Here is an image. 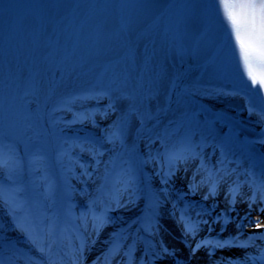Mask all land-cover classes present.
Instances as JSON below:
<instances>
[{"label": "rangeland", "instance_id": "rangeland-1", "mask_svg": "<svg viewBox=\"0 0 264 264\" xmlns=\"http://www.w3.org/2000/svg\"><path fill=\"white\" fill-rule=\"evenodd\" d=\"M225 31L218 0H0V189L22 188L25 210L68 236L106 213L83 264L114 236L136 240L133 264H228L223 251L264 243V203L249 208V184L264 181V91L244 88ZM186 139L197 159L170 168ZM7 211L0 235L26 254ZM201 240L248 247L193 254ZM161 244L173 255L156 259Z\"/></svg>", "mask_w": 264, "mask_h": 264}, {"label": "snow or ice", "instance_id": "snow-or-ice-1", "mask_svg": "<svg viewBox=\"0 0 264 264\" xmlns=\"http://www.w3.org/2000/svg\"><path fill=\"white\" fill-rule=\"evenodd\" d=\"M218 7L222 21L226 26L225 41L235 52V59L238 62L242 83L244 88L255 93L264 91V0H218ZM246 77V80L243 79ZM250 82V83H249ZM229 95H240V92L228 93ZM249 115H253V109H248ZM259 121L264 122V112L256 113ZM186 146L182 153H170L167 157L169 167L177 163H187L189 159H197V154L191 146V142L186 139ZM264 144V139L258 141ZM102 155V154H101ZM7 160L4 157L3 150L0 149V167H6ZM203 167V161H201ZM124 192L129 190L131 180L124 182ZM242 185L237 184L230 190L231 202L236 203ZM249 198V208L259 201L264 203V181L259 185L253 186ZM22 188L11 190L0 189V205L5 206L8 211L7 215L11 217L13 229L17 231L24 239L23 242L29 246L27 253L18 249L16 244L6 241L0 235V264H83L85 252L94 245L96 241L91 239L92 236L99 237L100 232L108 225L109 218L105 214H97L92 211L91 215L81 217V227L83 231L74 236L65 235L64 231L58 230L55 221L47 217H34L25 210L27 201L19 198ZM211 193L215 192V185L211 188ZM207 198V197H206ZM116 206L121 207L119 200H116ZM264 212V207L260 208ZM47 221V222H46ZM255 227L260 228L261 224L257 223ZM91 228V233H89ZM185 235H191L193 239L196 236V227L185 225ZM127 236H114L109 243V248L103 258L98 257L94 264H112L117 257L123 255L126 259L123 264H133L136 240L133 239L131 244L125 247ZM252 239V238H250ZM224 248V247H248V245H235L230 242L201 240L192 248L193 254L203 247ZM8 248L12 256L8 260L3 257V251ZM161 253H154L156 259H164L173 255L167 247L161 244ZM36 253L38 255H33ZM148 254L147 252L145 253ZM59 257V259L57 258ZM67 257V260L64 258ZM264 261V254L259 257ZM143 264V260H141ZM232 264V262H229Z\"/></svg>", "mask_w": 264, "mask_h": 264}, {"label": "bare ground", "instance_id": "bare-ground-1", "mask_svg": "<svg viewBox=\"0 0 264 264\" xmlns=\"http://www.w3.org/2000/svg\"><path fill=\"white\" fill-rule=\"evenodd\" d=\"M264 229V225L262 227ZM261 229V230H263ZM261 254H264V243L257 244L255 247L250 249L248 252L240 251V250H235L233 252L230 251H223L222 253V260L229 262H232V264H240V262H245V264L248 263H258L261 260L259 257ZM202 261V262H201ZM200 256V257H195L194 260L190 264H207V261Z\"/></svg>", "mask_w": 264, "mask_h": 264}]
</instances>
